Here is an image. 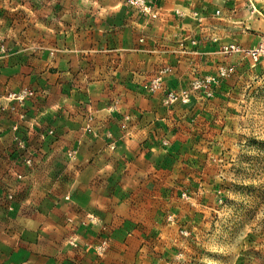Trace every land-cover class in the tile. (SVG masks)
Returning <instances> with one entry per match:
<instances>
[{
  "label": "rangeland",
  "instance_id": "obj_1",
  "mask_svg": "<svg viewBox=\"0 0 264 264\" xmlns=\"http://www.w3.org/2000/svg\"><path fill=\"white\" fill-rule=\"evenodd\" d=\"M127 1L152 18L155 48L151 76L133 88L149 113L122 109L109 121L125 221L116 240L106 227L102 242L75 234L70 245L89 264H264V0ZM116 2L0 0V135L27 168L20 123L96 126L95 100L71 103L82 83L65 82L60 66L79 47L117 41Z\"/></svg>",
  "mask_w": 264,
  "mask_h": 264
},
{
  "label": "crops",
  "instance_id": "obj_2",
  "mask_svg": "<svg viewBox=\"0 0 264 264\" xmlns=\"http://www.w3.org/2000/svg\"><path fill=\"white\" fill-rule=\"evenodd\" d=\"M113 7L120 16L114 27L117 41L103 47L95 43L79 47L74 51L79 59L60 66L70 73L65 82L82 83L80 90L72 91L75 95L66 94L71 103L76 95L95 100L99 114L92 131L87 126L20 123L14 128L33 154L31 168L21 162V151L12 136L0 135V264H89L81 244L80 248L70 245L75 234L99 243L107 227L108 237L119 238L125 221L115 170L120 157L119 126H111L109 121L122 109L145 116L149 113L147 95L137 97L133 88L151 76L155 47L152 18L138 13L127 0H118ZM84 29L82 26L80 31ZM86 30L102 33L101 28L87 26ZM98 50L104 54L95 53ZM98 84L102 94H97ZM3 127L4 131L12 128ZM138 151L137 146L131 150L135 160L143 157H137ZM17 172L25 177L18 179ZM10 193L13 199L8 197Z\"/></svg>",
  "mask_w": 264,
  "mask_h": 264
},
{
  "label": "built area",
  "instance_id": "obj_3",
  "mask_svg": "<svg viewBox=\"0 0 264 264\" xmlns=\"http://www.w3.org/2000/svg\"><path fill=\"white\" fill-rule=\"evenodd\" d=\"M259 51H260V50H259L258 48H254V49L249 50L248 52H249V54L252 55V58H254V59H258V57H259ZM16 95H17L16 97H17L18 99H23V98H24V95H22V94H16ZM27 162H31V158H28V159H27ZM16 175H17V178H18V179L23 178V174L20 173V172H18ZM8 197L11 198V199H13V197H14L13 193H10V194L8 195Z\"/></svg>",
  "mask_w": 264,
  "mask_h": 264
}]
</instances>
